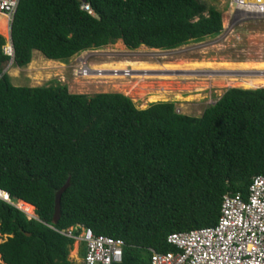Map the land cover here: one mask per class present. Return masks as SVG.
<instances>
[{
	"label": "trees",
	"instance_id": "16d2710c",
	"mask_svg": "<svg viewBox=\"0 0 264 264\" xmlns=\"http://www.w3.org/2000/svg\"><path fill=\"white\" fill-rule=\"evenodd\" d=\"M222 32V12L199 0H21L13 66L34 51L64 63L119 40L170 51ZM6 46L0 36V190L36 218L0 200V264H73L61 232L78 226L123 240L122 264H149L151 250L175 252L171 234L215 226L223 197L247 199L264 175V88L229 89L201 117L168 102L139 110L118 93L15 87Z\"/></svg>",
	"mask_w": 264,
	"mask_h": 264
},
{
	"label": "rangeland",
	"instance_id": "374dc122",
	"mask_svg": "<svg viewBox=\"0 0 264 264\" xmlns=\"http://www.w3.org/2000/svg\"><path fill=\"white\" fill-rule=\"evenodd\" d=\"M199 1L207 9L213 7L222 12L223 32L218 37L170 51H155L146 46L130 50L119 40L98 50L82 52L64 63H49L34 51L27 67L18 68L10 63L5 71L15 87L60 84L67 86L71 94L89 97L118 93L130 98L139 110L168 102L174 103L180 114L201 117L229 89L264 88V20L240 15L233 18L227 8L229 0ZM1 20L6 22L2 16ZM7 35L5 30L0 36L9 46ZM83 70L86 73L81 74ZM247 82L253 88H248ZM157 96L158 100H151ZM33 208L29 218H36ZM5 240L6 236H0V244ZM79 248L83 252L85 247L75 242L70 259L76 257Z\"/></svg>",
	"mask_w": 264,
	"mask_h": 264
},
{
	"label": "built area",
	"instance_id": "2783aa9c",
	"mask_svg": "<svg viewBox=\"0 0 264 264\" xmlns=\"http://www.w3.org/2000/svg\"><path fill=\"white\" fill-rule=\"evenodd\" d=\"M21 0H0V14L10 28ZM227 8L232 17L264 20V0H229ZM82 10L94 15L87 3ZM6 54L11 56L8 47ZM83 70L81 74L84 72ZM0 200L18 208L19 203L1 191ZM25 213V211H24ZM26 214H28L26 212ZM61 234L84 245L77 249L73 264H122L125 242L105 235H97L90 228L78 226ZM167 242L175 252L157 253L151 250L149 264H264V175L252 179L247 199L241 194L223 197L221 215L212 227L171 234ZM83 253V257H81Z\"/></svg>",
	"mask_w": 264,
	"mask_h": 264
},
{
	"label": "water",
	"instance_id": "95a60500",
	"mask_svg": "<svg viewBox=\"0 0 264 264\" xmlns=\"http://www.w3.org/2000/svg\"><path fill=\"white\" fill-rule=\"evenodd\" d=\"M11 31H12V27L9 31V46L12 50V56H11V64H13L14 62V51H13V42H12V35H11ZM6 73V71L4 72ZM70 185V180L67 181V183L64 185V187H62V189L60 191L57 192L56 197H55V213H54V217H53V222L54 224H57L58 221L61 218V199H62V195L63 193L68 189ZM29 205V204H26ZM31 206V205H29Z\"/></svg>",
	"mask_w": 264,
	"mask_h": 264
},
{
	"label": "bare ground",
	"instance_id": "6f19581e",
	"mask_svg": "<svg viewBox=\"0 0 264 264\" xmlns=\"http://www.w3.org/2000/svg\"><path fill=\"white\" fill-rule=\"evenodd\" d=\"M5 30H6V33H8V35L7 36H9V32H7L8 31V28H7V26H6V22H4L3 20H1V15H0V35L1 34H3L4 32H5ZM156 51V50H155ZM48 62H50V61H48ZM114 70V69H113ZM116 71H119V70H116ZM125 71V70H124ZM121 72H123V71H121ZM84 73H86V71H84ZM229 73H233V72H229ZM247 84V86H248V88H253L252 87V84H250V83H246ZM163 94V93H162ZM162 97V96H161ZM159 98H158V96L157 97H152L151 98V100L152 101H155V100H158ZM0 195H3L2 193H0ZM18 207H20V208H22V210H24V211H26L28 214H30V215H32L33 214V211H34V208L33 207H31V206H27L26 204H24V203H19L18 204ZM25 212V213H26ZM27 214V215H28Z\"/></svg>",
	"mask_w": 264,
	"mask_h": 264
},
{
	"label": "crops",
	"instance_id": "0c3cea01",
	"mask_svg": "<svg viewBox=\"0 0 264 264\" xmlns=\"http://www.w3.org/2000/svg\"><path fill=\"white\" fill-rule=\"evenodd\" d=\"M1 15V14H0ZM2 17H4L3 15H1ZM4 19H6L5 17H4ZM7 22V21H6ZM7 24V23H6ZM7 45H8V42H7ZM8 47V46H7ZM7 47H6V49H7ZM5 49V50H6ZM49 63H58V62H55V61H50ZM60 63V62H59ZM13 65V64H12Z\"/></svg>",
	"mask_w": 264,
	"mask_h": 264
},
{
	"label": "clouds",
	"instance_id": "9594fccd",
	"mask_svg": "<svg viewBox=\"0 0 264 264\" xmlns=\"http://www.w3.org/2000/svg\"><path fill=\"white\" fill-rule=\"evenodd\" d=\"M14 21V20H13ZM12 24H13V22H12ZM12 24H11V26H10V28H9V31H10V29H11V27H12ZM8 47H10V46H8ZM12 56V55H11ZM10 56V57H11ZM4 192V191H3ZM6 193V192H5ZM8 194V193H7ZM9 195V194H8Z\"/></svg>",
	"mask_w": 264,
	"mask_h": 264
}]
</instances>
